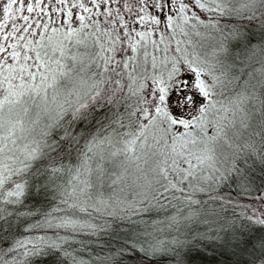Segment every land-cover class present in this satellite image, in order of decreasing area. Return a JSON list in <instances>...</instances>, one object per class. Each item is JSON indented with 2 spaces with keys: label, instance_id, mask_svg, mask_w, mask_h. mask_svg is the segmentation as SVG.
<instances>
[{
  "label": "snow or ice",
  "instance_id": "6c2138e0",
  "mask_svg": "<svg viewBox=\"0 0 264 264\" xmlns=\"http://www.w3.org/2000/svg\"><path fill=\"white\" fill-rule=\"evenodd\" d=\"M257 170L264 0H0V264H264Z\"/></svg>",
  "mask_w": 264,
  "mask_h": 264
},
{
  "label": "trees",
  "instance_id": "16d2710c",
  "mask_svg": "<svg viewBox=\"0 0 264 264\" xmlns=\"http://www.w3.org/2000/svg\"><path fill=\"white\" fill-rule=\"evenodd\" d=\"M222 191L226 196L231 194V199L238 200L242 205L249 206L248 214H251V208H258L263 210V202L260 199H257V197L264 192V174H261L258 170L256 171L254 182L247 193L241 191L235 184L223 188ZM234 212L240 213L241 209L229 206L224 215L232 217ZM240 222L241 221L239 220L237 221V223ZM243 223L247 224L248 222L244 220ZM261 235L262 233L260 231H256L254 233V238H259ZM95 251L100 252L101 248L99 246H96ZM104 251L107 252L106 247L104 248ZM217 259L220 261V264H235L236 261L247 259V257H242L239 255L232 256L228 253H225V255L218 256Z\"/></svg>",
  "mask_w": 264,
  "mask_h": 264
},
{
  "label": "rangeland",
  "instance_id": "374dc122",
  "mask_svg": "<svg viewBox=\"0 0 264 264\" xmlns=\"http://www.w3.org/2000/svg\"><path fill=\"white\" fill-rule=\"evenodd\" d=\"M261 195H264V192H263V194H260V196ZM262 202H263V210L262 211H264V200H261Z\"/></svg>",
  "mask_w": 264,
  "mask_h": 264
}]
</instances>
